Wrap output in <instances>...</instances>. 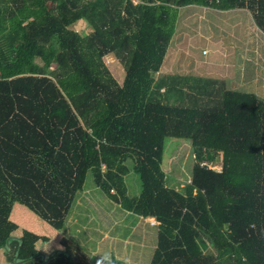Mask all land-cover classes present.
<instances>
[{
	"label": "trees",
	"instance_id": "trees-1",
	"mask_svg": "<svg viewBox=\"0 0 264 264\" xmlns=\"http://www.w3.org/2000/svg\"><path fill=\"white\" fill-rule=\"evenodd\" d=\"M191 6L247 10L264 35V0H0V185L62 231L91 172L126 210L198 233L158 264H264V100L219 78L162 71L179 12ZM80 21L89 33L73 29ZM108 56L124 67L121 84ZM167 140L189 142L194 157L221 154V170L195 162L188 198L166 189ZM132 171L138 200L127 195ZM213 245L216 256L196 252ZM72 247L19 261L13 239L7 255L87 264Z\"/></svg>",
	"mask_w": 264,
	"mask_h": 264
},
{
	"label": "rangeland",
	"instance_id": "rangeland-1",
	"mask_svg": "<svg viewBox=\"0 0 264 264\" xmlns=\"http://www.w3.org/2000/svg\"><path fill=\"white\" fill-rule=\"evenodd\" d=\"M134 2L138 3L139 0ZM73 29L81 33L90 31L83 21L78 22ZM205 49L209 51V55L203 58L202 52ZM248 61L250 68L262 73L264 77V35L254 25L250 12L238 9L234 12L218 13L215 10L191 6L179 12L176 33L168 49L162 71L188 75H206L209 72L211 78L224 80L222 77L232 78L231 76L238 69L242 71L244 68H249ZM104 62L112 76L121 84L125 75L124 67L113 56L106 57ZM201 66H206L208 70L202 69ZM248 80L249 78L246 82ZM245 87L246 89L237 91L255 93L264 100V78L261 84L254 82L246 84ZM194 153L195 150L189 142L183 140L166 142L162 163L165 179L167 185L175 188L183 198L185 196L188 198L185 187L191 182L195 162L203 161L214 170H221L222 166L221 154L202 152L200 158L194 157ZM126 181L131 197L134 198L142 192L139 176L135 172L129 174ZM113 208L115 214L117 207L97 188L93 174L88 172L84 187L78 192L67 216L64 230L57 231L19 204L0 185V264H16L10 262L7 255V247L13 239L20 240L21 250L16 256L19 261L36 255H47L49 258L55 251L64 252L66 246H73L71 255L75 262L80 263L101 264L104 260L109 261L113 252L127 256L128 249L121 247L122 242H117L114 238L124 233V237L131 238V243L138 244L136 243L138 230H133L135 225L130 222L122 226L121 218L115 222L113 219L115 217L110 214ZM184 216L182 214V217ZM180 231L176 235V244L181 243L179 248L183 249L185 244L189 243V241L185 242L190 234L184 227ZM204 240L208 242L206 238ZM137 246L131 245L129 251L130 261L133 263L136 258L134 248L136 249ZM169 251H172L171 256L179 255L176 249L170 248ZM196 252L213 256L218 254L214 245L208 247V250Z\"/></svg>",
	"mask_w": 264,
	"mask_h": 264
},
{
	"label": "crops",
	"instance_id": "crops-1",
	"mask_svg": "<svg viewBox=\"0 0 264 264\" xmlns=\"http://www.w3.org/2000/svg\"><path fill=\"white\" fill-rule=\"evenodd\" d=\"M209 9V8H206ZM213 10V9H211ZM217 11V10H215ZM235 10L232 11H226L224 13H229V12H234ZM222 12V11H217ZM86 24V23H85ZM176 33V32H175ZM203 51H208V50H203ZM209 55V51L207 55H203L202 52V56L203 58L207 57ZM239 61V60H238ZM247 65L249 66V68H244V70H240L238 69L236 71V73H233V75L231 76L232 78H227V77H222L227 85V87L229 89L232 90H238V89H246L245 85L246 84H251L254 82H258L261 84V81L263 80V75L260 72H255V69L250 68V63L248 61ZM202 67V66H201ZM262 68V67H261ZM202 69L204 70H208V68L202 67ZM264 71V70H263ZM246 73L248 76H246ZM251 75V77H250ZM206 77H210L211 74L208 72V74L205 75ZM249 78L248 82H246V79ZM259 86V85H258ZM258 86L256 88H258ZM249 91V90H247ZM255 94V93H254ZM257 95V94H256ZM260 98V97H259ZM133 172V171H132ZM130 172V174L132 173ZM139 176V175H138ZM127 179V178H126ZM125 179V183L127 186V181ZM133 180L136 181V178L133 177ZM140 180V178H139ZM141 184V183H140ZM188 185V184H187ZM186 185V186H187ZM164 187L170 191L176 192V189L173 187H169L168 185H164ZM128 189V187H127ZM184 192V191H183ZM127 195H128V199L130 200H138L140 198L141 193L138 196H135L134 198L131 197L129 195V192L127 191ZM197 193L196 191H194L192 193L193 197H196ZM186 198V196H185ZM174 199L172 196H170L167 200H172ZM110 201V200H109ZM114 206H116V210L117 212L114 214V209H111L110 214H112L115 218L114 221L116 222L118 220V218H121L122 220L120 221L122 226L124 225V223H129L132 225H135V228H133V230H138V240H136V243L138 244H133L131 243V238H129V236L124 237V233H122L123 237H121L122 235L119 236H111L113 237L115 240L117 239V242H122L121 247H123L124 249H128L127 251V256H124L120 253L115 254V252L111 253L113 254L112 257H110L109 261L112 264H158L160 262H162L164 259L171 257V252L169 251L170 248H172V250L176 249V253L177 254H181L182 252H185V248L187 249L189 247V245H194L197 243L198 241V233H191L190 230H186L188 234H190V237H188V240L186 238V242L187 243L189 241V243L185 244V248L180 249L179 246H181V243L176 244V235L181 232L180 230H172L171 228L167 227L157 216H144L142 214H138L135 213L134 211H129L126 210L123 205H119L114 203ZM184 213L186 212L185 210H183ZM129 220V221H128ZM116 224V223H115ZM115 224H113V226H115ZM150 226V227H149ZM111 234H113L112 232H110ZM116 234V233H114ZM154 237V238H153ZM119 238V240H118ZM122 241H121V240ZM131 245H133L135 247V245H138L137 248L135 250L136 254H134L136 256L135 258V263H133L132 261H130V248ZM153 246V248H152ZM119 250V249H118ZM182 250V252H181ZM174 256V255H172Z\"/></svg>",
	"mask_w": 264,
	"mask_h": 264
},
{
	"label": "built area",
	"instance_id": "built-area-1",
	"mask_svg": "<svg viewBox=\"0 0 264 264\" xmlns=\"http://www.w3.org/2000/svg\"><path fill=\"white\" fill-rule=\"evenodd\" d=\"M132 1H133V3H134V4H138V3H140V2H141V0H139V2H138V3H135V2H134V0H132ZM207 54H208V51H203V55H207ZM112 193H113V192H112Z\"/></svg>",
	"mask_w": 264,
	"mask_h": 264
}]
</instances>
